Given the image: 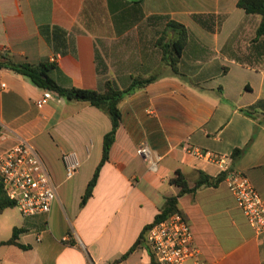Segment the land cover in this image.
<instances>
[{"label": "crops", "instance_id": "crops-1", "mask_svg": "<svg viewBox=\"0 0 264 264\" xmlns=\"http://www.w3.org/2000/svg\"><path fill=\"white\" fill-rule=\"evenodd\" d=\"M238 2L143 0L144 17L138 21L126 0H0V52L34 65L55 61L59 70L52 77L63 86L103 91L110 79L125 89L133 77L161 69L157 80L120 102L122 118L109 161L84 207L82 197L112 127L109 116L86 102L56 95L39 108L45 90L28 76L0 69V130L8 134L0 150L29 142L58 193L46 215L26 217L16 207L0 213V244L12 237L14 228L24 227L17 242L27 247L0 245V264L150 260L145 240L129 252L166 199L178 194L170 179L180 170L193 186L199 172L220 175L214 164L193 153L195 149L232 158L235 149L248 147L240 158H232V168L248 177L264 201V107L254 110V117L242 112L264 101V69L242 65L222 53L234 35L235 50L239 43L248 46L261 21L258 15H247ZM154 15L186 25L208 49L204 52L197 42L191 43L180 63L183 78L161 64V56L155 65L151 55H143L147 48L159 50L157 37L151 40L134 30ZM194 15H213L214 30ZM44 26L65 29L73 39L71 51L56 53L41 33ZM110 48L111 64L106 60ZM134 48L144 53L134 57ZM142 144L162 157L156 169L136 154ZM65 153H75L80 161L71 179L66 177ZM177 207L191 226L204 264H264V233L256 234L225 180L183 195Z\"/></svg>", "mask_w": 264, "mask_h": 264}, {"label": "trees", "instance_id": "trees-1", "mask_svg": "<svg viewBox=\"0 0 264 264\" xmlns=\"http://www.w3.org/2000/svg\"><path fill=\"white\" fill-rule=\"evenodd\" d=\"M142 2L143 0H126L127 4H132L134 8V15L138 21L144 17L141 7ZM238 7L243 9L247 15L260 16L261 21L255 31V36L249 42V52L246 55L241 56L238 51L233 48L235 35L232 36V38H230V40H228L222 48V53L227 55L231 60H234L242 65L264 69V0H239ZM130 14L133 15L132 10L130 11ZM194 18L208 30H214L213 26L215 17L213 15H194ZM147 20L152 24H157L156 22H158L163 25V29L161 30L155 43L156 47L160 51L161 64L168 66L175 75H179L182 78L185 77V75L180 71V63L182 62L184 56H186L191 43L197 42V45L204 52H207L208 49L200 43V41L194 36V34H192L186 25L172 20L170 16L154 15L148 17ZM41 33L48 43L52 45L56 53L66 54L71 51V48L73 47V39L65 29L59 26H44L41 28ZM259 64H263V67L259 66ZM0 69H9L17 74L28 76L36 84V86L44 90H50L57 97L65 98L69 101L86 102L109 116L112 127L103 138L101 161L87 186L85 194L82 197L81 207H84L93 194L101 168L109 161L110 150L116 140V134L120 127L122 118V113L119 107L120 102L124 99V97L130 95L137 88L145 87L157 80L158 74L150 75L148 77L141 75L133 77L131 85L125 89L118 88L112 80L106 79L103 91H97L78 88L75 86L61 85L52 77V72L58 71L59 67L55 61H50L49 59L43 60L39 64L34 65L29 62H17L8 54L0 52ZM227 69V67H224V73L227 72ZM103 73H105V70ZM263 107L264 101H258L254 106L248 109H243L242 112L254 117V110L258 111ZM247 148L248 147L235 149L233 151L232 158L237 160L246 152ZM224 177L225 176L223 174H220L217 178H213L204 172H199L198 179L195 184L191 186L186 176L178 170L170 179V184L179 188L178 194L170 196L166 199L161 213L158 214L154 222L146 228L141 239L137 241L129 253L133 252L141 243L144 242L146 231L152 225L163 221L171 214L179 211L177 204L180 197L188 193H195L198 189L204 186L216 187L224 181ZM13 207H16V204L9 199L4 188L0 187V213L7 208ZM25 231L26 229L24 227L14 228L12 237L7 241L1 242L0 245L16 244L21 248H27L17 242L20 234Z\"/></svg>", "mask_w": 264, "mask_h": 264}, {"label": "built area", "instance_id": "built-area-1", "mask_svg": "<svg viewBox=\"0 0 264 264\" xmlns=\"http://www.w3.org/2000/svg\"><path fill=\"white\" fill-rule=\"evenodd\" d=\"M55 94L45 90L37 106L42 108ZM8 134L0 130V141ZM188 151L189 148H187ZM200 159L214 164L223 174L229 189L256 234L264 233V201L250 180L232 168V158L208 150L195 149ZM136 154L156 169L162 157L153 154L147 144L136 149ZM66 177L73 178L80 161L75 153L63 155ZM0 187H3L22 215L26 217L48 214L58 198L57 187L38 151L22 140L6 150H0ZM152 257L142 264H204L194 234L184 214L177 211L152 225L145 235Z\"/></svg>", "mask_w": 264, "mask_h": 264}, {"label": "rangeland", "instance_id": "rangeland-1", "mask_svg": "<svg viewBox=\"0 0 264 264\" xmlns=\"http://www.w3.org/2000/svg\"><path fill=\"white\" fill-rule=\"evenodd\" d=\"M157 24H152L150 21H148V20H146V21H143L142 23H140L139 25H138V27L134 30L135 32L137 31V32H139V33H143V34H146L147 35V38L149 39H151V40H154V38L155 37H158L159 36V34H160V32H161V30L163 29V25L162 24H160V23H158V22H156ZM152 43V42H151ZM245 43H239V45L240 46H238L237 48H236V50L238 51V53L242 56V55H246L248 52H249V50H248V46H247V44H248V42H247V44L246 45H244ZM247 46V47H246ZM147 50H149V51H146V53L145 54H143L144 53V51L142 50V51H138V48H137V50L134 48L133 49V51H132V56H136V53H140V54H143V55H151V57H152V62H153V64L155 63V65L157 64L156 62H157V60H158V56H161L160 55V51L159 50H155V49H150V48H147ZM107 53V55H106V60L108 61V62H110V64L112 63V57H111V53H112V51H111V48L110 49H108V51L106 52ZM259 66H261V67H263V64H259ZM160 70L161 69H159V68H156V69H152V71L150 72V73H148V74H142L141 76H145V75H148V76H150V75H155V74H158L159 72H160ZM15 209H17V207L15 208ZM21 214V213H20ZM22 215V214H21Z\"/></svg>", "mask_w": 264, "mask_h": 264}, {"label": "water", "instance_id": "water-1", "mask_svg": "<svg viewBox=\"0 0 264 264\" xmlns=\"http://www.w3.org/2000/svg\"><path fill=\"white\" fill-rule=\"evenodd\" d=\"M132 1H138V0H132Z\"/></svg>", "mask_w": 264, "mask_h": 264}]
</instances>
